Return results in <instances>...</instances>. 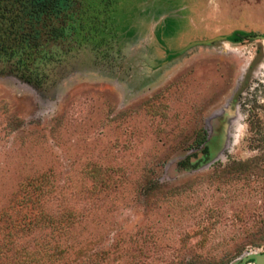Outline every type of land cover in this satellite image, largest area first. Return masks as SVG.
Masks as SVG:
<instances>
[{"label": "rangeland", "instance_id": "374dc122", "mask_svg": "<svg viewBox=\"0 0 264 264\" xmlns=\"http://www.w3.org/2000/svg\"><path fill=\"white\" fill-rule=\"evenodd\" d=\"M111 16L54 85L0 72V264L264 252V0H114Z\"/></svg>", "mask_w": 264, "mask_h": 264}, {"label": "trees", "instance_id": "16d2710c", "mask_svg": "<svg viewBox=\"0 0 264 264\" xmlns=\"http://www.w3.org/2000/svg\"><path fill=\"white\" fill-rule=\"evenodd\" d=\"M89 1L0 0V72L36 89L54 85L70 59L97 48L112 20L114 0ZM239 33L226 39L236 42Z\"/></svg>", "mask_w": 264, "mask_h": 264}, {"label": "water", "instance_id": "95a60500", "mask_svg": "<svg viewBox=\"0 0 264 264\" xmlns=\"http://www.w3.org/2000/svg\"><path fill=\"white\" fill-rule=\"evenodd\" d=\"M225 37H214L213 39L207 40V41H198V42H192L187 47H191L194 45H209L216 41H221ZM255 39H259L264 41V36H255ZM184 51V49H181L177 51L176 53H180ZM231 264H264V252L261 253H245L241 255L238 259L233 261Z\"/></svg>", "mask_w": 264, "mask_h": 264}, {"label": "flooded vegetation", "instance_id": "af4514ba", "mask_svg": "<svg viewBox=\"0 0 264 264\" xmlns=\"http://www.w3.org/2000/svg\"><path fill=\"white\" fill-rule=\"evenodd\" d=\"M255 36H259V35H255ZM255 36H254V37H255ZM219 37H223V36H219Z\"/></svg>", "mask_w": 264, "mask_h": 264}]
</instances>
